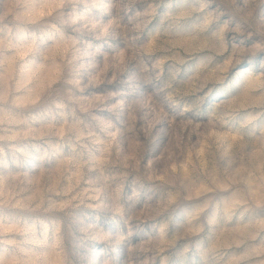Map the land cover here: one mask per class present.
<instances>
[{"label": "rangeland", "instance_id": "rangeland-1", "mask_svg": "<svg viewBox=\"0 0 264 264\" xmlns=\"http://www.w3.org/2000/svg\"><path fill=\"white\" fill-rule=\"evenodd\" d=\"M0 264H264V0H0Z\"/></svg>", "mask_w": 264, "mask_h": 264}]
</instances>
